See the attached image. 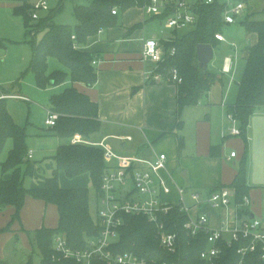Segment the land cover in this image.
I'll return each instance as SVG.
<instances>
[{"label": "trees", "instance_id": "trees-1", "mask_svg": "<svg viewBox=\"0 0 264 264\" xmlns=\"http://www.w3.org/2000/svg\"><path fill=\"white\" fill-rule=\"evenodd\" d=\"M21 3L15 7L16 14L24 19L32 39V62L29 70L33 73L37 86L47 89L51 86H62L67 81L71 84L62 91L50 96V108L58 114L52 132L61 138L71 139L75 136L90 138L101 131L102 121L99 118V105L88 95L80 92L74 83L93 86L98 80L97 68L93 64L96 56L92 52L83 51L90 37L100 30L115 27L120 24L119 11L132 7H142L151 0H87L77 3L73 15L78 21L76 25L57 24L53 21L64 5L63 0L44 16L35 14L34 0H1ZM251 6L253 0H244ZM116 9V13L113 10ZM263 10V11H262ZM261 11L264 13V9ZM198 22L187 28L190 30L178 36V30H173L171 39H161L166 48L175 47L173 56L166 58L165 67L178 69L183 81L177 84V113L180 119L183 110L197 105L211 90L217 79V72L203 69L199 65L197 45L211 44L214 49L221 44L216 33L222 32L224 5L220 1L200 5ZM260 11V12H261ZM259 12V13H260ZM256 12L247 15L241 23L249 33H256L258 41L249 47L245 68L238 82V94L235 104L228 106V113L237 120L241 136L245 142L244 157L238 173L229 185L235 189V203H244V197L249 196L251 186L248 183L247 160L249 153L248 127L256 110L264 105V17H254ZM164 16L160 17L163 22ZM137 25L134 28L140 27ZM40 39L37 40L38 34ZM1 44V43H0ZM75 45H78L77 47ZM56 58L65 69L49 71V58ZM20 82L9 89H0V95H12L19 91ZM0 98V156L9 140L13 147L5 161L0 162L3 173L10 171V179H2L0 183V209L13 205L16 213L13 219H19L26 197L32 196L54 204L59 212V222L56 228L42 227L32 236L33 252L38 250L40 264H81L75 260H64L62 263L53 261L54 239L63 235L71 248L86 247L88 240L99 234L97 218H93L90 210V190L88 187H64L60 183V171L74 179L84 174L90 176V181L100 192L102 177L107 164L104 159V148L84 143L68 142L58 147L52 157L55 163L52 175L45 181L42 188H27L24 185L26 172L23 165L28 164L29 149L26 143V129L19 125L11 115L7 101ZM182 121L178 122L177 128ZM51 127V126H50ZM220 147L212 146L211 155L219 156ZM251 215L248 206L240 209V215ZM160 220L166 224L169 232L177 234V250H165L157 238V228L146 217L127 215L126 223L120 230V238L114 249L121 253L134 252L149 260V264H209L202 259L201 253L208 246V235L199 232L191 235L185 227L188 216L175 205L167 214L160 215ZM8 228H5L7 230ZM4 231V229H3ZM1 233V230H0ZM32 252V255H33ZM30 255L26 264H35ZM252 255L248 257L249 264H264ZM240 256L237 248L226 247L215 264H237ZM96 264H106L98 261Z\"/></svg>", "mask_w": 264, "mask_h": 264}, {"label": "crops", "instance_id": "crops-1", "mask_svg": "<svg viewBox=\"0 0 264 264\" xmlns=\"http://www.w3.org/2000/svg\"><path fill=\"white\" fill-rule=\"evenodd\" d=\"M158 21L162 24L164 22L158 16L146 15L140 7H132L123 12L119 25L103 29L90 37L87 45L81 48L95 54L98 60L95 64L98 80L93 86L78 82L74 86L99 105L102 128L89 139L82 136L79 139L81 142H103L118 154L138 156L146 160H154L161 153L167 154L163 175L171 186V192L164 195L165 200L179 203V190H184L182 197L186 205L192 208L191 211L195 214L207 213L210 224L218 227L222 211L212 208L206 199L216 188L229 186L233 182L245 152L244 138L231 132L234 123L228 113V106L235 104L238 94L235 84L240 79L234 76L236 63L231 56H226L225 58L230 57L232 60L231 71L227 73L222 68L218 70L217 79L208 95L197 105L186 107L179 119L177 84L148 79L146 74L153 68V63L142 58L144 40L148 38L146 27L154 26ZM137 25L141 26L134 28ZM251 34L256 36V44L258 35ZM154 35L167 40L173 38L174 33L170 30V35L159 36L154 32L150 37ZM248 53L249 49L242 51L245 61ZM70 84L67 81L62 86L49 88L53 93H58ZM49 88L41 90L47 91ZM53 93L49 95V101ZM17 95L26 96L15 91L6 98L22 99ZM24 101L28 102L30 98ZM180 121L182 124L177 128ZM27 125L28 123L21 126L26 129V143L33 156H28L27 160L30 162L23 165L26 172L24 185L32 189L42 188L46 179L52 175L55 167L52 157L58 147L68 142L77 143L78 139L76 136L69 140L56 136L52 127L45 122L49 132H27ZM236 126L239 127L238 123ZM108 140L110 143H107ZM112 140L118 141L120 151L114 149ZM252 141L254 146L253 135L251 146ZM212 146L220 147L219 156L211 155ZM12 147L11 140L3 161ZM232 152H236L235 157L231 156ZM146 166L140 165L141 168ZM59 174L64 187H88L90 182L88 174L74 179L68 178L63 171ZM11 176L10 171L3 173L0 167V183L2 179H10ZM194 193L200 196L199 201L192 199ZM249 197L251 214L263 217L264 210L258 193L251 189ZM15 213L16 208L13 205L0 209V264L6 262V252L11 251L13 244L15 249L20 248L30 255L33 250L32 234L42 227L58 226L57 207L29 195L25 199L19 219H13Z\"/></svg>", "mask_w": 264, "mask_h": 264}, {"label": "built area", "instance_id": "built-area-1", "mask_svg": "<svg viewBox=\"0 0 264 264\" xmlns=\"http://www.w3.org/2000/svg\"><path fill=\"white\" fill-rule=\"evenodd\" d=\"M216 1L224 5L223 19L226 24L235 23L237 17L248 7L244 0H151L141 8L146 15L158 17L165 15L164 27L173 31L195 25L198 22V7ZM33 6L35 11H49L53 8L49 0H34ZM113 13H116V9ZM215 36L221 42L227 41L222 32L216 33ZM231 45L236 46V43L232 42ZM175 52V47L166 48L156 35L145 39L142 58L153 63V68L146 74L147 78L180 84L183 79L178 69L167 68L164 64L166 58L173 56ZM224 61L222 71L229 73L232 60L227 57ZM97 62L95 59L93 64ZM17 97L29 100L26 96ZM229 118L234 123L231 128L232 134L240 135L241 129L236 126L237 120L232 114H229ZM57 119L58 114L48 110L46 125L54 126ZM76 137L77 143L101 146L105 151L107 168L97 197L99 234L90 238L86 247L81 249L71 248L63 235H57L54 239L53 261L62 263L64 260L72 259L81 264H96L98 261L106 264H149L146 257L134 252L121 253L113 248L120 238V230L126 223V216L132 214L146 217L155 224L160 245L169 252H176L177 234L167 230L166 224L160 220V215L167 214L175 205H179L180 210L188 216L185 227L189 233L196 235L205 232L208 235V246L201 253L202 259L207 263L215 264L226 247L237 248L240 256L237 264H249L248 257L252 255L264 262V221L252 214L240 215V209L250 205L249 196L244 197V203L236 204L234 188L220 186L213 190L206 201L212 208L222 211L220 225L213 227L207 213L195 214L191 211L192 208L186 205L182 197L184 190H179L181 192L179 203L165 200L164 195L171 192V186L163 175V171L166 170L167 154L161 153L154 160H146L138 156L118 154L103 142H81L80 136ZM28 156L32 157L33 152L29 151ZM231 156L235 157L236 152H232ZM114 161L118 163L113 164ZM140 165L147 166L141 168ZM192 199L199 201L200 196L194 193Z\"/></svg>", "mask_w": 264, "mask_h": 264}, {"label": "rangeland", "instance_id": "rangeland-1", "mask_svg": "<svg viewBox=\"0 0 264 264\" xmlns=\"http://www.w3.org/2000/svg\"><path fill=\"white\" fill-rule=\"evenodd\" d=\"M59 0H49L51 7H57ZM87 0H63V9L54 16L53 21L57 24L76 25L78 21L73 15L74 7L77 3H85ZM21 3L14 1L0 0V89H9L13 84L20 82L19 93L26 95L30 101H24L18 98H11L7 101L9 111L15 121L20 125H27V132H49V128L44 125L48 117V104L50 106L49 95L53 93L49 88L47 91L38 88L33 73L29 70L32 62V44L30 43L31 33L25 26L24 19L21 15L15 13L14 9ZM141 8V7H140ZM264 0H253L251 6H248L241 16L233 24H225L222 33L227 39L226 42L214 49V58L209 68L218 72L223 66L224 58L231 56L236 63L234 76L241 79L246 61L243 58L242 51L256 42V36L246 31L243 23L245 17L256 12L254 17H264ZM137 10V9H136ZM262 10V11H261ZM261 11V12H260ZM260 12V13H259ZM48 13L45 10H36L37 16H44ZM123 12L119 11L120 23ZM190 28L179 29L178 36L187 33ZM148 38L152 33L159 36L170 35V30L166 29L159 21L156 25L146 27ZM41 33L38 34L37 40L40 39ZM235 42L236 46L231 43ZM55 69H65V67L56 59L49 58V71ZM231 74L228 75L230 78ZM240 81V80H239ZM238 84H235V88ZM59 91V90H58ZM4 96V97H3ZM0 95V98H6L7 95ZM255 137V143L251 146V137ZM249 136V153L247 160L248 182L251 189L258 193L261 198L264 210V105L259 107L250 120L248 127ZM237 138H240L239 136ZM112 140L116 151H120L117 143ZM11 140L7 142L3 153L0 156V162L7 154L10 148ZM107 143H110L109 140ZM88 144V143H84ZM91 145V144H90ZM29 183V182H28ZM61 185L62 181L60 180ZM28 185V184H27ZM90 190V210L93 218H97L98 192L94 189L91 181L88 183ZM221 213V212H220ZM259 217V216H257ZM264 221V216L259 217ZM13 244L11 251L6 252V262L8 264H26L30 255H27L22 249H15ZM35 264H40V254L38 250L33 252Z\"/></svg>", "mask_w": 264, "mask_h": 264}, {"label": "water", "instance_id": "water-1", "mask_svg": "<svg viewBox=\"0 0 264 264\" xmlns=\"http://www.w3.org/2000/svg\"><path fill=\"white\" fill-rule=\"evenodd\" d=\"M197 54L199 65L203 69H208L210 63L214 58V47L211 44H198L197 45ZM2 264H7L3 262Z\"/></svg>", "mask_w": 264, "mask_h": 264}]
</instances>
